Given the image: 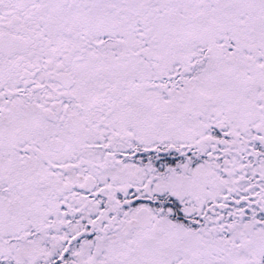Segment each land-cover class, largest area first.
Segmentation results:
<instances>
[{"label": "snow or ice", "instance_id": "obj_1", "mask_svg": "<svg viewBox=\"0 0 264 264\" xmlns=\"http://www.w3.org/2000/svg\"><path fill=\"white\" fill-rule=\"evenodd\" d=\"M0 264H264V0H0Z\"/></svg>", "mask_w": 264, "mask_h": 264}]
</instances>
